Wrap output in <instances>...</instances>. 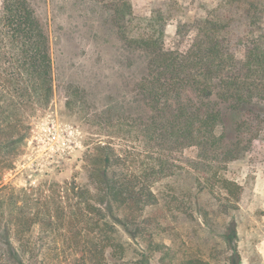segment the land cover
<instances>
[{
	"label": "trees",
	"instance_id": "obj_1",
	"mask_svg": "<svg viewBox=\"0 0 264 264\" xmlns=\"http://www.w3.org/2000/svg\"><path fill=\"white\" fill-rule=\"evenodd\" d=\"M106 2L120 38L149 56L146 74L135 87L147 115L132 117V124L139 126L150 142L178 151L197 149L199 161L193 165L197 174L211 172L212 180L226 195L223 212L236 210L242 189L219 172L222 166L242 159L263 134L264 7H259L260 16L253 19L256 33L252 36L240 34L232 22L219 18L194 21L190 29L196 38L187 51H181L166 48L165 17H151L146 28L137 29V33L131 0ZM184 29L181 23L179 36H184ZM241 46L244 59L239 58ZM54 96L49 33L27 0H3L0 263L30 264L25 256L36 247L28 237L39 226L55 249L59 250L62 241L72 252H81L78 264H211L194 253L190 240L179 243L166 237L169 231L162 227L168 225L167 219L159 213L171 211L173 203L153 189L175 176L178 167L174 163L156 158L136 171L127 167L126 159L110 145L97 144L88 151L89 175L83 184H53L36 196L16 192L5 182V173L14 169L31 134V116L46 109ZM206 188L214 194V188ZM177 206L172 219H193L200 214L208 222V211L197 208L194 213L186 212ZM236 237L237 230L231 226L226 235L230 264L241 261ZM40 247L43 250L44 244ZM215 252L210 247L202 256ZM40 264L48 263L42 259Z\"/></svg>",
	"mask_w": 264,
	"mask_h": 264
},
{
	"label": "rangeland",
	"instance_id": "obj_2",
	"mask_svg": "<svg viewBox=\"0 0 264 264\" xmlns=\"http://www.w3.org/2000/svg\"><path fill=\"white\" fill-rule=\"evenodd\" d=\"M27 1L51 39L55 96L46 109L31 116V134L14 169L5 173V182L16 192L36 196L41 194L38 191L48 190L53 184L73 181L83 184L89 175L88 151L97 144L110 145L126 159V166L136 171L145 169L156 158L162 159L178 167L175 176L164 179L153 189L173 203L171 211L159 213L163 220L167 219L168 225H162L169 231L166 237L176 238L179 243L190 240L194 253L211 264H230L226 235L227 229L234 226L240 264H264V129L242 159L222 166L219 172V176L234 181L242 189L238 208L226 214L222 209L226 195L212 180V173L197 174L193 167L199 161L197 149L178 151L150 142L141 128L132 124V117L147 115L135 87L146 74L149 56L129 47L120 38L106 0ZM131 2L136 32L145 29L151 17L163 16L167 19L166 48L181 51H187L196 38L190 29L194 21L219 18L232 22L240 34L252 36L256 33L253 19L260 16L259 7H264V0ZM2 4L0 0V12ZM181 23L185 25L184 36L178 35ZM243 50L241 46L240 59H244ZM49 142L58 150L62 161L54 162L56 167L52 170L42 167L50 166L53 160L46 155ZM206 187H213L214 194L207 192ZM177 205L186 212L194 213L197 208L208 211V222L196 213L194 217L200 218L172 219L171 213L177 211ZM28 240L36 247L25 256L30 264H40L42 259L48 264H78L82 256L62 241H59V250L55 249L52 239L40 232L39 226ZM210 247L216 252L203 257L202 252Z\"/></svg>",
	"mask_w": 264,
	"mask_h": 264
},
{
	"label": "built area",
	"instance_id": "obj_3",
	"mask_svg": "<svg viewBox=\"0 0 264 264\" xmlns=\"http://www.w3.org/2000/svg\"><path fill=\"white\" fill-rule=\"evenodd\" d=\"M49 147L47 148L46 151V155L48 156V158H53L52 161H50L49 165L53 166H47V165H42V167H44L46 170H52L54 169V167H56V165L54 164V162H56V164L61 163V159H59V155H58V150H56L55 146L52 145L50 142L48 143Z\"/></svg>",
	"mask_w": 264,
	"mask_h": 264
}]
</instances>
